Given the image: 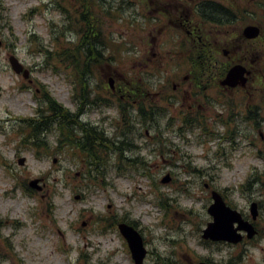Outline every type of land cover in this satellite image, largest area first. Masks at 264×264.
Returning a JSON list of instances; mask_svg holds the SVG:
<instances>
[{
    "label": "rangeland",
    "instance_id": "rangeland-1",
    "mask_svg": "<svg viewBox=\"0 0 264 264\" xmlns=\"http://www.w3.org/2000/svg\"><path fill=\"white\" fill-rule=\"evenodd\" d=\"M81 1L95 12L102 34V57L87 70L90 101L83 106L73 66L86 11ZM157 2L0 0V264H135L117 226L123 217L143 237V264L203 258L264 264V104L255 108L256 92L231 94L218 80L202 83L201 91L193 86L191 60L161 58L176 48L177 35L168 40L167 13ZM186 28L184 50L192 49ZM11 55L29 69V79L13 71ZM131 83L143 90L154 120L144 122L135 102L131 119L123 120L118 99L126 100L122 89ZM43 86L106 138L96 183L83 177L87 159L62 141L56 123L42 133L46 148L21 142L30 131L25 120L46 110ZM247 102L257 112L252 119ZM168 173L172 180L162 183ZM35 179L42 189L26 191ZM212 189L254 222V238L238 244L202 238L212 221ZM252 202L259 204L255 221Z\"/></svg>",
    "mask_w": 264,
    "mask_h": 264
},
{
    "label": "flooded vegetation",
    "instance_id": "flooded-vegetation-1",
    "mask_svg": "<svg viewBox=\"0 0 264 264\" xmlns=\"http://www.w3.org/2000/svg\"><path fill=\"white\" fill-rule=\"evenodd\" d=\"M157 3L167 13L168 40L172 41L177 35L176 48L161 58L195 61L201 84L218 80L222 90L231 94L245 92L249 98L253 95L250 92H256L259 105L255 108L261 110L264 104V0H158ZM181 26H187L185 35L192 49H183ZM250 26L257 29L255 37L246 34L245 30ZM152 55L157 56L155 52ZM205 61L210 63L208 72ZM235 65L244 67L246 83L234 87L222 85L221 81ZM194 84L195 88L206 91L196 79ZM173 87L177 88V85ZM249 107L247 102L245 108L249 109L248 115L252 119L257 112ZM260 136L264 141L263 132Z\"/></svg>",
    "mask_w": 264,
    "mask_h": 264
},
{
    "label": "trees",
    "instance_id": "trees-1",
    "mask_svg": "<svg viewBox=\"0 0 264 264\" xmlns=\"http://www.w3.org/2000/svg\"><path fill=\"white\" fill-rule=\"evenodd\" d=\"M81 6H85L86 11L83 9L79 18V22L83 24V27L79 28L81 36L78 41V46L75 48V50L78 51L79 60L74 61L73 66L74 70L78 74L79 85L81 87V104L83 106L85 103L90 101V89L86 79L87 70L90 69L93 63H97L99 58L102 57L101 51L98 50V45L102 43V34L101 30L99 29L100 26L96 21L95 12L91 11L89 9L90 6L85 4V2L83 3L81 1ZM104 12L108 13L107 10ZM46 51L48 52V50ZM97 56L98 59H95ZM190 63L192 66L194 79L197 80L198 84H201L199 82V75L196 73L195 61L191 60ZM205 67V71L208 72V69L210 68L209 61H205ZM122 91H125L124 93H128L126 95L127 98L125 101L118 99L119 106L123 110V120H127V118L131 119V116L128 112L132 110V107H135V105L133 106L134 102L138 105L134 109L139 115H141L144 122H146L147 119L154 120V118L151 116L153 112H150L151 115H149L145 109V98L143 97L145 94L139 85L134 83L129 85L127 84L126 88H123ZM137 99L139 102H137ZM43 100L46 102V110L39 108L37 112V118L25 120L26 123H28L27 127L30 131L21 142L36 149L46 148V142L42 137V133H44L47 128H50L51 125L56 123L61 132L62 141L69 145L76 146L80 153L84 154V157L87 159L88 167L86 172L83 173V177L88 181L96 183L97 176H95V174H100V167L105 165V158H101V147H103V149L106 147L104 145L106 138L102 136L103 134L99 135L96 127L91 123L80 120L81 113L71 112L67 107L52 98L44 86ZM125 123L128 124L127 122ZM121 143L126 145L125 142ZM119 149L121 154V148L119 147L118 150ZM100 160L103 161L102 164ZM194 171L197 170L194 169ZM26 189L27 191L32 192L28 187ZM160 204L163 205L162 202H160ZM117 221H125L138 228L134 221L128 220L124 217L120 220H116V222ZM111 226H114V224H111ZM203 260L207 261L209 264H212L209 259L203 258ZM232 262L233 261L229 259L227 264H234ZM162 264L171 263L162 262Z\"/></svg>",
    "mask_w": 264,
    "mask_h": 264
},
{
    "label": "water",
    "instance_id": "water-1",
    "mask_svg": "<svg viewBox=\"0 0 264 264\" xmlns=\"http://www.w3.org/2000/svg\"><path fill=\"white\" fill-rule=\"evenodd\" d=\"M246 34L249 37H255L257 35V29L255 27H248ZM2 42L0 40V46ZM11 68L17 73L22 74L25 79H29L30 72L24 67V64L15 56L9 57ZM245 69L242 65L233 66L221 81L222 85H228L231 87L237 86L238 84H245L247 77H245ZM110 86L113 88V80H110ZM25 162V158H21L19 163L22 165ZM172 180L170 174H166L161 182L169 183ZM33 189L41 190L42 187L39 185V180L35 179L29 183ZM212 203L208 207V212L212 216V221H209L206 228L202 231V238L211 241H225L233 244L241 242L244 238L243 232H246L247 238L251 239L257 234V230L251 221L246 220L242 213L229 206L222 194L217 190L211 191ZM78 198V196H77ZM251 215L255 220L258 217V204L252 202L251 204ZM118 229L121 234L126 238L129 249L131 250L132 257L135 264H143L144 259L147 255V249L144 245V240L140 232L131 224L126 222H120ZM198 264H208L206 261H200Z\"/></svg>",
    "mask_w": 264,
    "mask_h": 264
}]
</instances>
